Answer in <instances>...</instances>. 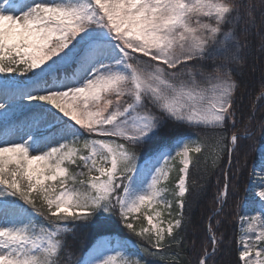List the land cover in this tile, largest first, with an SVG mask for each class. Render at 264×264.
Instances as JSON below:
<instances>
[{"label": "snow or ice", "instance_id": "1", "mask_svg": "<svg viewBox=\"0 0 264 264\" xmlns=\"http://www.w3.org/2000/svg\"><path fill=\"white\" fill-rule=\"evenodd\" d=\"M262 27L264 0H0V264H185L170 250L184 244L190 169L226 157L186 262L215 264L254 135V112L237 127L235 77L250 29L264 51ZM259 167L237 264H264V151ZM114 225L142 243L111 239ZM76 227L101 237L78 257Z\"/></svg>", "mask_w": 264, "mask_h": 264}, {"label": "trees", "instance_id": "2", "mask_svg": "<svg viewBox=\"0 0 264 264\" xmlns=\"http://www.w3.org/2000/svg\"><path fill=\"white\" fill-rule=\"evenodd\" d=\"M253 2L258 3V0H253ZM255 15L259 24L260 13L257 11ZM260 30L264 32V27ZM256 32L255 28L249 30L248 46L241 53L243 63L238 68L235 77L240 84V88L236 94L237 127H242L244 121L254 112L255 118L251 125L254 135L252 140L241 141L239 158L240 163L242 165L245 164L243 153L247 152L246 167L241 175L233 176V182L238 183L239 187L237 189L230 187L227 206L220 217L222 224L217 229V234L218 238L221 235L223 236V243L215 257V264H237L236 216L238 213H243L245 201L253 196V190L248 187L246 188V184L249 182L250 173L252 174L251 179L255 180L254 168L259 161L258 149L264 145V129H262V122H264V98L257 100L258 96H264V93L261 91L264 88V51L260 50V38ZM254 102L255 107H253ZM235 159L236 157L234 156V167ZM225 164L226 157L220 161L219 167L212 169L211 162L209 161L206 164L203 157H201L199 165L190 169V193L188 194L187 204L184 209L185 227L180 233L184 244L180 248L173 246L170 250L171 252L179 251L181 259L185 264L189 259L198 257L200 254V242L204 235L208 216L212 214L215 207L214 198L217 190L222 186L221 169ZM176 178L177 173L174 171L170 174V179L167 183L169 188L174 187ZM192 181L196 182L195 186H193ZM218 181L221 182L218 183ZM241 206L243 207L241 208ZM173 210H175V207ZM236 210L237 212H235ZM115 219L113 217V220ZM212 222L215 225V219ZM140 223L145 224L143 216H141L140 221H137L138 227ZM109 237L142 243L135 236L130 235L126 229L119 228L118 225L112 226ZM100 238L96 235L94 229L76 227L74 231L68 234L67 243L69 249L78 257L81 252L90 249L91 245Z\"/></svg>", "mask_w": 264, "mask_h": 264}, {"label": "rangeland", "instance_id": "3", "mask_svg": "<svg viewBox=\"0 0 264 264\" xmlns=\"http://www.w3.org/2000/svg\"><path fill=\"white\" fill-rule=\"evenodd\" d=\"M62 75V74H61ZM51 79V78H50ZM24 103H27V101L25 100ZM50 107V106H49ZM53 111H56L55 109H53ZM59 114V113H58ZM62 116V114H59ZM18 118H19V114H18ZM64 119H67L66 117ZM78 127V126H77ZM5 129H4V126L2 123H0V135H2L4 133ZM261 151H264V145L260 146V148L258 149V152H259V161L257 163V166H255L254 170H255V182L257 185H259V174L261 173V169L259 167V163H260V159H261ZM243 184V183H242ZM244 185V184H243ZM249 188V182L246 184V188ZM253 190V196L245 201L244 203V211L243 213H248V214H255V210H258L259 207H260V204L258 202V197H256L254 195V192L255 191H259L260 188L259 187H256L255 189H252ZM241 206V208L243 207ZM239 210V209H238ZM237 212V210L235 211ZM165 219H167L165 217ZM147 224V222L145 221V225ZM113 240H122V239H118V238H111Z\"/></svg>", "mask_w": 264, "mask_h": 264}]
</instances>
